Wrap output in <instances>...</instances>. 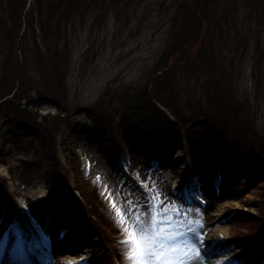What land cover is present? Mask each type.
Listing matches in <instances>:
<instances>
[{"label":"rangeland","instance_id":"1","mask_svg":"<svg viewBox=\"0 0 264 264\" xmlns=\"http://www.w3.org/2000/svg\"><path fill=\"white\" fill-rule=\"evenodd\" d=\"M10 1L0 0V98H4L3 102L12 95L2 96L14 80L9 71L12 67L6 63L12 43H17V30L21 32L25 28L20 39L22 53L18 52L26 66L19 73L25 86L19 93V110L38 129L32 132L33 138L26 135L31 133L26 129L13 137L11 129L5 126V112L16 122L20 120L14 108V95L0 107V182L20 205L17 226L29 223L25 219L29 212L26 199L43 221L37 223L31 217L30 248L48 247L52 239L62 244L61 249H49L38 264H96L87 260L88 256L90 252L102 251V247L101 256L107 259L101 257L100 264L103 261L136 264L139 257L130 255L134 244L128 236L130 233L141 236V228L149 237L155 232L165 233L175 248L181 249L179 264H213L215 260L219 264H264V238L256 237L260 235L263 221L250 216H258L264 209V170L254 180L243 174L234 179L233 185L223 182L220 188L217 181L210 183L211 180L203 179L201 186L191 173L183 181L185 173L179 172L184 170V162L179 160L165 166L162 173L136 169L142 182L129 183L117 179V174L112 175V165L106 156L109 122L121 135L126 116L138 103V95L149 89L151 82L159 81L154 76L168 62L172 64L161 79L172 85L181 120L169 112L173 119L184 124L183 142L177 146L182 150L174 158L188 153V136L195 137L196 129L208 126L209 130H215L209 125L212 103L219 104L216 108L222 114L228 113L222 117L223 135L218 134L209 142L218 146L224 138L236 136L250 124L256 129L254 141H264V0H72L54 37L60 57L57 61L61 64V87L70 109L67 122L58 134L59 144H66L57 148L63 162L71 158L64 183L74 208L83 213L77 221L69 212L66 198L62 197L64 190L62 187L55 190L47 170L54 161L50 139L59 113L56 104L49 98L44 99L43 94L51 96L47 80H54V76L48 73L50 70L41 56L43 45L35 18L17 27L12 23L15 17L10 13ZM59 1L41 0L46 30L54 25L48 17ZM56 47L47 52L46 59L55 62ZM220 88L229 95L225 101L217 97L218 90L224 92ZM54 96L60 98L61 93L56 92ZM90 109L98 111L104 129H82L85 123H93ZM124 140L122 137L121 159L128 152ZM198 150L208 149L199 147ZM138 166L137 163L135 167ZM203 167L200 164L198 171ZM203 175L204 172L199 178H204ZM149 179L155 182L154 187L148 186ZM140 191L149 193V201L145 203L144 196L139 199ZM172 195L184 198L189 204L171 198ZM10 197L3 199L7 201L4 203L0 199V264H23L26 252L18 253V257H23L13 261L6 248L11 247L16 229L12 219L18 213ZM44 198L52 204L48 202L42 209L38 201ZM98 214L105 218L106 226L96 219L98 228H94L103 240L90 238L95 230L89 233L83 228L86 224L94 225ZM66 218H72L67 228L62 224ZM44 226L49 233L42 235L43 242L39 239V230ZM58 226L61 231L51 239ZM4 234L7 245L1 241ZM192 245L198 254L192 251ZM67 249H74V255L64 256ZM105 250L109 254L105 255Z\"/></svg>","mask_w":264,"mask_h":264},{"label":"trees","instance_id":"2","mask_svg":"<svg viewBox=\"0 0 264 264\" xmlns=\"http://www.w3.org/2000/svg\"><path fill=\"white\" fill-rule=\"evenodd\" d=\"M71 2L72 0H60L56 5H53L48 18L49 22L54 21V25L49 27V30H46L43 26V19L40 10L41 0H34V3H32L30 0L10 1V13L12 17H15L12 20V23L16 24L17 27L21 28L22 23L26 24L27 21L31 18H35L39 33L41 35V37L38 36V38L42 41L43 45V50H41V56L45 60L46 69L50 70L48 73L53 74L54 76V80L52 78H49L47 80L50 84L48 85V89L51 92V96L46 95L45 93L43 95L44 97H46L44 99L49 98L51 99V101H53L54 104H56L59 113L57 115V123L52 128L53 132L51 131L52 136L50 139L51 157L54 161L52 166H47V170H49V172L51 173L50 177L54 182L55 190L57 188L60 189L61 187L65 189L64 186L66 185L64 181L68 170L67 168L71 166V158L67 157L66 160H64L63 162L62 159L58 156L59 153L57 147L65 146L66 144H59L58 134L67 122V119L70 115V109L69 104L64 97V88L61 87V64L60 61H57V58L60 57H58L59 52L56 47V38L54 37V33L56 36L59 31L61 17L63 16L64 11L67 10V7L70 5ZM24 31L25 28L21 32L19 29L17 30L15 34L17 38V43H12L11 46V52L8 58L9 60L6 65L12 67L9 71H12L14 75V80L11 81L13 86L10 88V84L9 89L2 96L7 97L8 95H12L11 97L6 98L3 102L1 100H3L4 98L1 97L0 107L3 106V103H5L7 99L13 98L12 96L14 95L16 100V102L14 103V108L17 109V114H19L18 116L20 117V120L18 119V122H16L17 120H13V117L8 112H5V117L7 121V124H5V126L8 129H11L13 137L20 136L21 129H26L28 131H31V133L26 132V135L33 138L34 134H32V132L38 129V125L27 122L26 118L21 116V111L19 110V108L21 109V97H19V93H21L25 87L23 85L24 79L22 78L20 80L19 73H23L26 66L25 60L19 59L20 57L18 52L20 51L22 53L20 39L24 34ZM54 47L56 48L53 52V57L55 56V62H57L56 64L54 60L46 59L47 52L54 49ZM171 64V62H168V64L161 67L158 70L160 74L154 76L155 78L159 79V81L157 80L156 82H151V87L149 89H146L144 93L138 95L137 99L141 100V102H139L138 100V103L134 106L133 112H131L130 115L126 116L127 122H125L121 135L116 132L114 126H112V122H109V136L106 138L107 154L105 152L103 153L106 154L108 161L112 165V174H117L119 176L118 178H120L121 180L129 179L130 183L134 182L135 180L141 181L142 177L140 176L138 171L135 172L136 169L145 168L147 170L160 171L162 173L165 166H172L173 163L178 162V160L175 159L173 155L178 144L180 145V143L183 142L182 135L184 124L178 121L179 118L181 120V117L176 111V106L173 100L174 95L172 91V85L168 80L167 82H164L166 80H163L162 82L161 79V76H163V74L171 66ZM9 75L10 72L6 76L9 77ZM16 84L18 85V87H16ZM220 89L224 90L223 88ZM56 92L61 93L60 98L54 96ZM224 95L225 90L224 92L218 90L217 97H220V100L225 101L229 98V95ZM214 100H212V102H214ZM160 105H164L168 111H172V113L177 118L179 117L178 120L177 118L173 119L169 113H167L164 109L160 107ZM216 105L219 104L217 103L213 105L212 103L210 106V111L213 112V116H211L212 123L209 124L212 128L215 129V132L212 131V129L209 130V127L206 126L202 129H196L195 131L197 135L195 137H191L190 135L188 136V149L191 154L192 160L191 166L195 170V175L198 177L200 185L204 184L203 179L205 178H210L211 180H214L213 176L216 175L217 167L220 170L221 185L223 182H227L230 185H233L234 179L243 174L247 175L248 177H252V179L259 177L260 175H262L264 170V141L260 142L258 139L256 140V142L254 141L255 139L253 135H255L256 129L253 128V125L249 123L250 126L243 129L241 132L236 133V136L234 135L230 138H224L218 146H215L213 142H209L210 140H213L215 137H217L218 134L223 135L222 126H224V122L222 121L224 120L222 119V117L223 115L228 113L226 111L224 114H222L216 108ZM38 109V106H36L37 112ZM88 111H92L91 116L93 118V123H85L82 129H84L85 131L92 129L93 127H100V129H104V126L101 125L104 121L99 118L98 111H96L95 109H90ZM42 119H44V117H42L40 121ZM203 121L205 122L206 119H204ZM122 137L123 139H125L124 141H126L130 153L131 168L128 173L122 171L119 167L122 152L124 151ZM96 140L99 141V138ZM199 147L208 150H202L200 152L198 150ZM203 156H207V158L202 159ZM137 163L140 165L138 166V168L135 167ZM200 164H204L205 166L201 168V172L198 171ZM203 172L204 178L200 179L199 177L201 174H203ZM149 180V186L154 187L155 182L152 179ZM221 185L220 187H222ZM4 187L5 185L1 181L0 194L2 192H7ZM228 189L229 188H226L225 190ZM143 193L146 197L148 196L147 191ZM138 195H140L141 198L143 194L140 191ZM63 196L66 198V202L68 203L69 212L74 215V220H80L81 217H83V213L74 208V203L71 202V198H69L70 191L67 190V188L65 189V191H63ZM10 198L12 199L11 202L17 207L18 202L15 200V198ZM29 202L30 200L26 199V204H28L30 211L33 215L38 217L39 214L35 212L31 205H29ZM48 202L49 199L42 200L39 204V207L41 206V208L44 209V207L47 206ZM49 204H52V201H50ZM77 204L80 205L81 203L77 202ZM87 205L93 207L92 203H89ZM87 205H85V208H87ZM88 209L89 208H87L86 210ZM89 211L96 215V212L92 211V209H90ZM250 216L256 218L258 217V220L263 221V226L261 227L262 229L259 230V233H261L262 238L264 236V209L258 214V216H253L251 214ZM96 219L98 221L101 220L100 223L102 226H106L104 223L105 218L100 216V214L95 216V221ZM84 220H86V218H84ZM22 229L26 232H29L27 227L24 225H22ZM92 230L93 227L87 226L88 232H92ZM100 238L103 239L102 236H100ZM55 246L57 248V245H55L54 243L53 247L55 248ZM99 253L100 252H95L92 258L97 259L96 261H98L102 257L101 255H99ZM106 254H109L108 250H105V255Z\"/></svg>","mask_w":264,"mask_h":264},{"label":"snow or ice","instance_id":"3","mask_svg":"<svg viewBox=\"0 0 264 264\" xmlns=\"http://www.w3.org/2000/svg\"><path fill=\"white\" fill-rule=\"evenodd\" d=\"M140 232L139 237L135 233H130L128 236L134 244L130 255L139 257L136 264H179L181 249L175 248L165 233L155 232L152 237H149L145 229L141 228ZM26 249L30 250V242L20 230L14 229V238L9 249L11 259L15 261L22 258L17 254H23ZM191 249L197 252L195 245H192Z\"/></svg>","mask_w":264,"mask_h":264},{"label":"bare ground","instance_id":"4","mask_svg":"<svg viewBox=\"0 0 264 264\" xmlns=\"http://www.w3.org/2000/svg\"><path fill=\"white\" fill-rule=\"evenodd\" d=\"M213 264H219V260H215Z\"/></svg>","mask_w":264,"mask_h":264}]
</instances>
